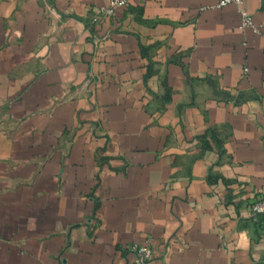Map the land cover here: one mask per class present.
<instances>
[{
	"label": "crops",
	"instance_id": "1",
	"mask_svg": "<svg viewBox=\"0 0 264 264\" xmlns=\"http://www.w3.org/2000/svg\"><path fill=\"white\" fill-rule=\"evenodd\" d=\"M109 1L0 0V264H264V0Z\"/></svg>",
	"mask_w": 264,
	"mask_h": 264
},
{
	"label": "built area",
	"instance_id": "2",
	"mask_svg": "<svg viewBox=\"0 0 264 264\" xmlns=\"http://www.w3.org/2000/svg\"><path fill=\"white\" fill-rule=\"evenodd\" d=\"M132 1L133 0H110L107 6L101 7V13L112 16L117 8L126 7L130 5ZM229 4H234L238 8L241 17L240 28L252 27L256 31L258 30L252 14L245 7V0H220L218 6L223 7ZM252 211L254 215L261 218V222L264 225V193L263 196L253 203ZM130 249L135 254V261L133 264H151L153 250L149 243L134 244Z\"/></svg>",
	"mask_w": 264,
	"mask_h": 264
}]
</instances>
